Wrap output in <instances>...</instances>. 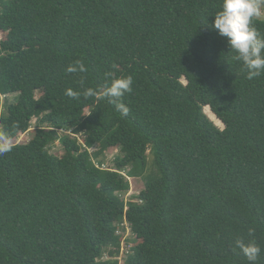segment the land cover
I'll list each match as a JSON object with an SVG mask.
<instances>
[{
	"label": "trees",
	"instance_id": "1",
	"mask_svg": "<svg viewBox=\"0 0 264 264\" xmlns=\"http://www.w3.org/2000/svg\"><path fill=\"white\" fill-rule=\"evenodd\" d=\"M221 4L0 0V103L19 97L0 133L13 142L39 121L0 153V264H120L124 222V264H249L237 239L264 264V74L248 79L211 29ZM129 75L127 116L86 94ZM129 179L145 188L128 207Z\"/></svg>",
	"mask_w": 264,
	"mask_h": 264
},
{
	"label": "clouds",
	"instance_id": "2",
	"mask_svg": "<svg viewBox=\"0 0 264 264\" xmlns=\"http://www.w3.org/2000/svg\"><path fill=\"white\" fill-rule=\"evenodd\" d=\"M261 17H264V0H222L221 10L214 15L211 24L213 31L227 38L230 49L237 53L236 59L247 70L248 79L264 74V36L253 26V20ZM132 85L133 78L130 75L112 78L103 90L89 89L86 94L98 99L107 98L117 111L127 116L130 109L122 98L132 91ZM66 94L75 95L71 90ZM11 148V139L7 134L0 133V153L8 152ZM253 232L254 229H250L249 235ZM236 249L246 256L249 264H256L262 251L254 240L246 243L243 239L235 241Z\"/></svg>",
	"mask_w": 264,
	"mask_h": 264
},
{
	"label": "rangeland",
	"instance_id": "3",
	"mask_svg": "<svg viewBox=\"0 0 264 264\" xmlns=\"http://www.w3.org/2000/svg\"><path fill=\"white\" fill-rule=\"evenodd\" d=\"M258 19L264 21V17H261V18H258ZM3 38H4V35L1 34L0 35V39L2 40ZM182 82L185 85L187 84V81L185 79H183ZM37 97L40 98L41 95L38 94ZM18 98H19L18 95H11V96H8V97H3L2 96L1 97L0 118L8 116L9 107L12 104L17 103ZM89 111L90 110H86V113L89 114ZM212 122L220 130H224L225 129V125L223 123L220 124L218 121H215V120H213ZM38 127H39V121L37 119H34L32 121V124H31L30 128L27 131H25L23 134L19 135V137L15 141L12 142V145L25 144V143H28L29 141H31L34 138L36 130L38 129ZM63 135H67V136L71 137L72 139L74 137V135L71 132L64 133ZM76 137H77L79 143L81 145H83L84 144V140H85L84 136L79 135V136H76ZM98 149L99 148L96 147V148L90 150L91 154L95 156L98 153ZM50 151H51V154H54L56 156H62L64 154L63 147H62V145L60 143L55 144L54 147ZM148 153H149V163H148L146 175L147 176L155 175V174H157V171H156V169L153 166V164H154V156L150 155V152H148ZM119 155L120 154H119V150L118 149H112V150L107 151L105 153L104 157H101V160L104 162L103 169L104 170H109V169L114 168V161ZM129 182L131 184V189L126 195L123 196V199L125 200V202L128 205V207L132 203L133 204L134 203H138L137 197L140 196L141 192L145 188V183H144V180H142V179H129ZM124 227H125V231L121 230L122 234H124L123 232H126V236L124 238V241L125 240H126V242L128 240L134 241L135 237L132 235L131 228H130V226H129V224L127 222H124ZM129 247H128L127 243H124V242L122 243L121 255H120V258H119L120 264H124L125 263L126 256H127V251H128ZM105 259L108 260L109 257L107 256Z\"/></svg>",
	"mask_w": 264,
	"mask_h": 264
},
{
	"label": "built area",
	"instance_id": "4",
	"mask_svg": "<svg viewBox=\"0 0 264 264\" xmlns=\"http://www.w3.org/2000/svg\"><path fill=\"white\" fill-rule=\"evenodd\" d=\"M123 227H124V225H123ZM123 233H124V234H122L121 230L118 232L119 235L122 234V235H124V238H125V236H126V232H123ZM124 243H126V240L124 241Z\"/></svg>",
	"mask_w": 264,
	"mask_h": 264
}]
</instances>
